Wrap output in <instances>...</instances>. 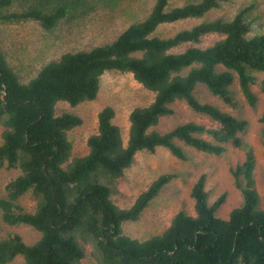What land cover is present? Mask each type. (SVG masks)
I'll return each instance as SVG.
<instances>
[{
    "label": "trees",
    "instance_id": "1",
    "mask_svg": "<svg viewBox=\"0 0 264 264\" xmlns=\"http://www.w3.org/2000/svg\"><path fill=\"white\" fill-rule=\"evenodd\" d=\"M21 1L0 0V22L33 20L52 30L68 13L66 3L50 13L12 11ZM190 1L156 0L148 17L131 24L114 42L64 54L25 84L0 51V125L4 128L0 168L21 171L8 183L6 198L0 200L2 221L10 226L25 224L41 233L34 245L26 244L18 234L2 239L0 264H10L19 256L25 264H82L88 245L94 249L97 264H264V209L252 151L231 170L243 204L228 219L217 216L225 195L209 203L205 175L192 188L195 215L180 211L167 230L145 241L127 236L123 224L138 221L175 175L160 176L129 209L119 208L112 200L141 151L165 147L186 160L177 141L217 156L225 152L227 143L243 146L241 134L248 121L200 102L195 92L198 85H205L226 105L238 108L232 92L237 76L242 94L255 107L258 97L252 87L258 77L253 72L264 73V33L249 35L251 8L247 7L232 20H206L167 38L156 36L164 24L202 19L228 0ZM211 35L222 38L205 48L190 46L173 52L185 44L200 45ZM108 71L131 73L155 93V99L150 106L131 112L126 146L114 123V108L105 107L98 115V133L88 139L89 153L73 158L68 132L83 120L69 113L57 116V105L66 102L76 107L94 101L101 77ZM261 89L264 93V79ZM179 101L211 123L189 121L167 133L154 130L163 117L174 114L172 105ZM260 121L264 122V111ZM28 192L36 199L34 212L20 204Z\"/></svg>",
    "mask_w": 264,
    "mask_h": 264
},
{
    "label": "rangeland",
    "instance_id": "2",
    "mask_svg": "<svg viewBox=\"0 0 264 264\" xmlns=\"http://www.w3.org/2000/svg\"><path fill=\"white\" fill-rule=\"evenodd\" d=\"M65 3L69 5L68 13L52 30H45L33 20L0 22V51L4 53L10 67L19 75L22 83L30 82L44 66L59 61L64 54L89 51L114 42L131 24L145 20L156 0H24L15 3L11 10L23 12L39 9L50 13ZM186 3L185 1L173 3L171 8ZM247 7L251 8L247 16L251 29L249 35L252 37L264 33V0H228L202 19L164 24L156 36L167 38L206 20L217 18L232 20L240 10ZM221 38L211 35L200 45L185 44L173 52H183L190 46L205 48ZM253 74L258 77L257 84L252 87L258 97L255 107H251L242 94L237 76L232 92L239 102L238 108L226 105L219 97L212 95L205 85H198L195 92L200 102L217 105L235 117L248 121L247 130L241 134L243 139L241 148H235L227 143L225 152L217 156L205 154L177 141L186 152V160L176 158L165 147H158L155 152L141 151L137 154L133 165L120 180L119 194L112 198L119 208H131L138 196L160 176L173 174L175 178L151 201L138 221L123 224L127 236L145 241L167 230L180 211L195 215V201L191 192L202 175L206 176L210 204L215 203L222 195L226 196L225 202L217 211V216L228 219L231 212L243 204L242 192L236 186L231 170L245 162L249 151L254 153L257 160L256 188L260 196V207L264 209V122L260 121L264 111V93L261 89L264 73ZM154 99L155 93L144 88L131 73L108 71L101 77L100 91L94 101L76 107L59 102L57 116L69 113L83 120L82 125L68 132V138L73 145V158L84 157L89 153L88 139L98 133V115L105 107L114 108L116 112L114 123L120 128L126 146L129 140L131 112L135 108L150 106ZM172 108L174 114L163 117L154 130L167 133L189 121L203 122L207 125L211 123L207 118L196 114L185 102H176ZM3 130L0 125V146L3 143ZM20 174L19 169H9L7 166L0 168V200L7 196L8 183ZM20 204L27 211L34 212L36 199L33 193L25 194ZM13 234L20 235L28 245H34L41 239V233L31 226L5 224L0 209V241ZM86 249L87 255L82 264H97L93 247L88 245ZM10 264H25V261L19 256Z\"/></svg>",
    "mask_w": 264,
    "mask_h": 264
}]
</instances>
